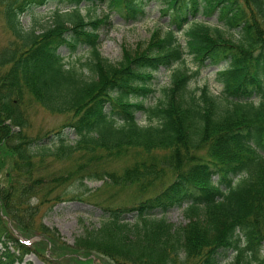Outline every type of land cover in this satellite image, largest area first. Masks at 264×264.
Here are the masks:
<instances>
[{
  "label": "trees",
  "instance_id": "obj_1",
  "mask_svg": "<svg viewBox=\"0 0 264 264\" xmlns=\"http://www.w3.org/2000/svg\"><path fill=\"white\" fill-rule=\"evenodd\" d=\"M105 1L0 0L10 33L0 43V168L6 154L13 168L0 179V264L22 262L32 251L12 229L48 238L49 228L37 224L39 204L67 200L68 186L85 179L103 184L88 197L68 199L90 200L103 215L64 246L68 254L116 264H264V0H163L177 29L190 24L186 46L170 27L163 36L156 31L142 50L125 47L118 63L100 51L108 15L92 14ZM51 3L57 7L43 29L24 26L23 14ZM111 4L133 18L144 13L142 0ZM215 13V26L198 17ZM62 46L72 54L87 47L89 57L69 63ZM186 51L200 66L223 63L219 94L207 84L190 87L200 68L186 65ZM162 66L171 74L159 102L131 101L154 92L150 82ZM30 101L73 114L66 126L75 138L63 129L27 137ZM140 111L156 122L139 124ZM130 152L129 164L113 168ZM50 159L75 163L46 176ZM184 203L185 224L165 217ZM230 252L233 262L222 263Z\"/></svg>",
  "mask_w": 264,
  "mask_h": 264
},
{
  "label": "rangeland",
  "instance_id": "obj_2",
  "mask_svg": "<svg viewBox=\"0 0 264 264\" xmlns=\"http://www.w3.org/2000/svg\"><path fill=\"white\" fill-rule=\"evenodd\" d=\"M144 9L143 14H138L133 18L123 6H115L111 4V0H106L97 5L96 9L92 12L93 15L100 18L108 15V23L100 26V51L102 55L108 58L112 63H118L124 56L125 47L129 51L141 50L147 47L150 39L156 31L160 35H165L170 27L176 28V35L179 44L183 47L186 46L185 30L190 24L185 23L181 29L172 23L171 14L164 13L163 9L166 7L163 0H142ZM57 5L51 3L43 7L34 8L30 12L22 15V22L27 29L36 26L38 29H43L47 23L52 19ZM64 7H62L63 9ZM83 12H86L85 4L82 5ZM198 17L211 26L218 24L217 13L209 16L198 15ZM190 18V17H189ZM229 35V33H227ZM10 38V33L5 25L4 19L0 14V43L4 44ZM140 46V47H139ZM60 52L65 56V60L69 63L78 61L84 62L89 57V48H80L78 52L72 54L64 46L60 48ZM186 65L191 70L200 68V74L195 77L190 87L209 85V88L215 94H219L223 88L222 83L219 81L217 72L223 67L221 64L207 63L200 66L194 60L192 55L186 51L184 55ZM85 74L90 76V72L85 69ZM171 68L162 66L154 72V79L150 82L154 92L148 94L143 98L131 97V101L143 100L147 107H154L159 100L163 97V88L170 85ZM31 103V101H30ZM28 127L23 131L27 137L42 138L48 133L54 135L59 129L65 130L70 133V127H67L69 122L74 118L71 113L57 114L52 113L45 108L38 105L36 102L30 104L27 110ZM75 119V118H74ZM137 120L141 125H147L151 122L155 123V118H149V115L140 111L137 113ZM19 131V127H14ZM70 138H75V135L70 133ZM43 143L48 142V139H43ZM40 140L39 143H42ZM133 155L130 152L129 156L122 158L112 164L113 168L120 171L123 167L131 161ZM51 168H47L42 174L48 176V172L55 175L66 171L75 162L74 160H51ZM0 179L3 180V173L12 170V159L9 155H5L3 166L0 168ZM58 176V175H56ZM49 178V177H48ZM103 184L102 180H88L85 179L84 183L76 181L75 184L68 186L67 190L69 195L65 196L67 200L55 201L51 200L45 203H40L36 198L32 199V205L39 204L38 214L36 216L37 224L42 222L51 232L49 237L46 238L44 234L32 233L31 235H22L18 230L12 229L14 236L18 237L22 243L31 247V253L23 257L22 262L14 264H80L76 261V257L82 260L93 259L94 263L91 264H116L114 261L106 257L97 259L95 255L91 257L79 256L78 254L66 252L70 251L69 248L64 246H71L75 243L78 236L84 233L86 226L99 225L102 219L103 212L100 207L96 206L90 200H71L68 199L72 195H80L81 197H88L95 193L98 188ZM101 193L108 194L106 190L100 191ZM127 196V194L125 195ZM121 198L116 203L121 202ZM185 204L182 206L173 207L165 217L176 224H185L188 219L185 214ZM160 216V215H159ZM128 218L133 220L131 215ZM38 228V226L36 227ZM41 226H39V229ZM35 231V230H34ZM54 234V238L52 237ZM44 239L45 241H42ZM41 242V243H40ZM11 250L14 251L15 243L9 241ZM68 246V247H69ZM1 248V245H0ZM1 252V250H0ZM262 255L264 256V245L262 247ZM234 253L230 252L226 260H221L222 263L233 262Z\"/></svg>",
  "mask_w": 264,
  "mask_h": 264
}]
</instances>
